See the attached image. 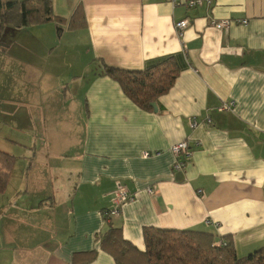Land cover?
Returning <instances> with one entry per match:
<instances>
[{
    "label": "crops",
    "instance_id": "1",
    "mask_svg": "<svg viewBox=\"0 0 264 264\" xmlns=\"http://www.w3.org/2000/svg\"><path fill=\"white\" fill-rule=\"evenodd\" d=\"M51 1L56 17L75 14L76 29L31 27L40 28L34 40H10L31 36L29 28L1 34L0 111L5 105L4 121L30 135L0 140L15 157L0 193V264H72L93 250L87 264H115L96 241L109 224L140 251L148 227L230 237L238 257L264 247V0H201L192 9L189 0ZM182 19L189 26L179 37L173 25ZM167 58L179 75L156 112L102 74L103 65L142 71ZM30 113L46 135L34 134ZM35 138L45 146L37 164L14 152ZM182 141L192 152L174 171L170 148ZM119 186L134 200L108 223L102 211Z\"/></svg>",
    "mask_w": 264,
    "mask_h": 264
},
{
    "label": "trees",
    "instance_id": "2",
    "mask_svg": "<svg viewBox=\"0 0 264 264\" xmlns=\"http://www.w3.org/2000/svg\"><path fill=\"white\" fill-rule=\"evenodd\" d=\"M65 21L53 14L51 0H0L1 34L5 29H22L55 23L60 29L74 30L73 19ZM104 76L117 82L122 93L134 105L151 112L155 101L173 87L179 68L167 58L142 71H127L103 65ZM15 157L0 151V193H3L14 166ZM264 192V185H263ZM110 223L111 219H104ZM144 249L138 250L125 240L121 229L109 224L108 230L96 237L99 249L110 255L115 264H264V247L245 257H238L230 237L216 238L206 232L144 228ZM97 250L76 253L72 264L92 262Z\"/></svg>",
    "mask_w": 264,
    "mask_h": 264
},
{
    "label": "built area",
    "instance_id": "3",
    "mask_svg": "<svg viewBox=\"0 0 264 264\" xmlns=\"http://www.w3.org/2000/svg\"><path fill=\"white\" fill-rule=\"evenodd\" d=\"M164 1L171 4L172 6H175L178 2V0H164ZM184 5L188 9H192L202 5V1L189 0L186 1ZM243 24H246V21H243ZM210 25L217 29H227L229 26V22L211 21ZM188 26H189V20L182 19L180 21L175 22L173 28L176 31L177 35L179 37H182L183 32L188 28ZM229 107L230 105L229 106L224 105L220 109V111L228 110ZM198 126H199V122L195 118L190 119V124H189L190 129H194ZM194 146L195 147L199 146V143L195 142ZM191 152H192V148L188 145L187 141L179 142L170 148V153L174 157V164H173L174 171H181L186 168ZM148 193L150 194L152 193V190L150 188H148ZM133 200H134V196L132 195V193H130L126 188L119 186L113 193V197L111 199V206L108 209H104L102 211V216L104 217V219H111L113 217H117L120 213V207L128 202H132Z\"/></svg>",
    "mask_w": 264,
    "mask_h": 264
},
{
    "label": "rangeland",
    "instance_id": "4",
    "mask_svg": "<svg viewBox=\"0 0 264 264\" xmlns=\"http://www.w3.org/2000/svg\"><path fill=\"white\" fill-rule=\"evenodd\" d=\"M32 27H37V26H32ZM40 27H46V26H40ZM28 28L30 29L29 30L30 34H32L33 31H37V29H40V28H34L33 29L31 27H28ZM54 30L59 31L60 28L58 26H55ZM10 33H16V32H10ZM37 34H39V33L34 32L31 36L30 35H24V34H11L10 40H12V41L13 40L14 41L15 40H21V39L25 38L24 36H26V38L29 40H34L35 37H33V36H35ZM20 35H23V36H20ZM46 88H50V87H46ZM35 107H41V106H39V104L37 103V105ZM1 108H2V111H0V140L1 141H4V137H6V136L13 138V140H15V139L21 140V138H19L18 135L23 136L24 133H26V135H25L26 137L28 135H30L28 133V132H30V130H28V128H15V125L14 126L11 125V123L8 120H7V122H5L4 119H6V113H7L6 112V106L1 104ZM30 115L32 116L33 122L37 126V127L33 128L34 134L37 135L38 137H42L43 135H46V132L43 133L44 127L41 126L44 123L43 119L40 118V119L35 120L33 118L32 113H30ZM14 145L18 147L14 151L15 154H18L17 156H20L21 154H24V153L30 154V157H32L34 155L36 157L34 160V162L36 164L43 160V148L45 147L43 138H35L34 144L31 147H29V145L22 146L21 143L20 144H14ZM14 145H12V146H14ZM27 160H28L27 156H24L22 161H27ZM56 178H58V177H56Z\"/></svg>",
    "mask_w": 264,
    "mask_h": 264
},
{
    "label": "water",
    "instance_id": "5",
    "mask_svg": "<svg viewBox=\"0 0 264 264\" xmlns=\"http://www.w3.org/2000/svg\"><path fill=\"white\" fill-rule=\"evenodd\" d=\"M151 107L153 108V110L156 112V105L155 104H152Z\"/></svg>",
    "mask_w": 264,
    "mask_h": 264
}]
</instances>
